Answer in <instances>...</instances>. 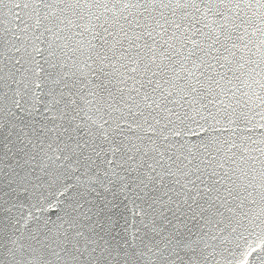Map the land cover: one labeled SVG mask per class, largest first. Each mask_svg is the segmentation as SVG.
Listing matches in <instances>:
<instances>
[{"label": "snow or ice", "instance_id": "obj_1", "mask_svg": "<svg viewBox=\"0 0 264 264\" xmlns=\"http://www.w3.org/2000/svg\"><path fill=\"white\" fill-rule=\"evenodd\" d=\"M0 264H264V0H0Z\"/></svg>", "mask_w": 264, "mask_h": 264}]
</instances>
